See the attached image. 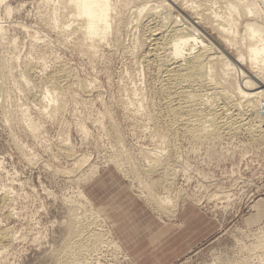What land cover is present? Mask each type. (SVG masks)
Returning a JSON list of instances; mask_svg holds the SVG:
<instances>
[{
  "label": "rangeland",
  "instance_id": "obj_1",
  "mask_svg": "<svg viewBox=\"0 0 264 264\" xmlns=\"http://www.w3.org/2000/svg\"><path fill=\"white\" fill-rule=\"evenodd\" d=\"M46 2L6 0L3 5L10 6V15L3 5L0 7L6 37L17 45L9 54L17 56L21 68L27 64L33 67L32 86L36 91L53 71L63 67L70 68L75 79L86 87L74 86V94L66 96L67 106L54 118L39 113L42 105L34 94L13 93V115L8 122L0 109V230L10 236L0 244V264H58L59 251L69 238L70 218L83 215L87 206L80 200V190L99 211L101 221H96L105 234L102 246L90 256V264H135L92 202L95 193L111 187L107 183L112 184L113 192L118 190L119 182L142 198L161 220L181 224L178 214L190 208L200 210L198 217L208 221L207 236L184 252L176 264H237L264 229V220L254 224L264 215V211L258 212L264 203V132H258L255 126L252 133L241 130L196 145L179 134L181 138L169 142L162 159L171 164V170L163 177L149 175V164L141 157L142 148H156L158 143L150 129L142 126V119L126 109L123 100L128 96L127 88L143 87L145 94L139 97L153 104L152 111H148L158 115L157 121L163 126L166 100L155 90L154 72L146 67L142 71L134 57L124 56L110 44L101 47L99 57L91 58L64 43L40 20V14L53 4ZM256 5L264 11V0H257ZM180 19L186 25L191 23V19ZM128 39L124 34L123 40L129 43ZM34 42L42 51L35 49ZM243 55L241 63L245 67L249 65L248 54ZM23 102L27 103V115L40 123L37 136L23 122ZM79 124L85 125L87 133L80 130ZM114 129L133 156L140 176L150 183V191L162 195L165 190L161 186L169 184L173 200L183 204L177 214L170 211L174 204L164 207L151 203L145 195L147 190L133 178L131 167H126L129 164L122 166L111 159L117 144L113 141ZM169 134L173 135V130ZM81 156L87 160L79 163ZM112 169L118 180L90 189L93 181ZM84 177L92 179L84 182ZM158 178L161 183L157 188L154 181Z\"/></svg>",
  "mask_w": 264,
  "mask_h": 264
},
{
  "label": "bare ground",
  "instance_id": "obj_2",
  "mask_svg": "<svg viewBox=\"0 0 264 264\" xmlns=\"http://www.w3.org/2000/svg\"><path fill=\"white\" fill-rule=\"evenodd\" d=\"M256 1L80 0L77 7L71 0H47V4H53L40 14V20L61 41L91 58L99 57L101 47L110 44L124 56L134 57L142 71L146 67L154 72L155 90L166 100L163 107L167 118L161 122L163 126L157 121L158 115L148 111L153 104L139 97L145 94L143 87L125 89L128 96L125 94L123 104L142 119L141 125L150 129L158 143L156 148H142L141 157L149 164L146 172L163 177L171 170L170 163L162 162L164 151L179 134L196 145L241 130L252 133L255 126L258 132H264V11ZM2 7L11 14L8 4ZM181 17L188 22L191 19V23L184 24ZM124 34L130 37L129 43L123 40ZM34 47L42 51L36 42ZM16 49L0 21V109L7 122L13 115L15 92L22 96L34 94L42 105L39 113L54 118L58 110L67 106L66 96L74 94V86L86 87L83 81L75 79L70 68L63 67L52 72L41 90H34V69L29 64L19 66L17 56L9 54ZM243 52L248 54L249 65L245 67L241 63L245 60ZM20 110L23 122L37 136L40 123L27 115V103L23 102ZM79 128L87 133L85 125L79 124ZM170 129L173 135L169 134ZM112 133L117 144L111 159L122 166L128 163L126 167H131L133 178L147 190L148 200L157 206L174 204L170 211L176 214L183 204L173 200L169 184L161 186L165 190L162 195L150 191V183L140 176L121 135L116 129ZM84 160L86 156H81L79 163ZM92 177H84V182ZM156 181L158 188L161 180ZM79 195L87 206L83 215L70 218L69 238L59 251L58 264H90L92 252L105 239L104 229L96 221L100 219L99 211L82 190ZM9 237L5 230H0V244ZM256 238L257 243L237 264H264V229Z\"/></svg>",
  "mask_w": 264,
  "mask_h": 264
},
{
  "label": "crops",
  "instance_id": "obj_3",
  "mask_svg": "<svg viewBox=\"0 0 264 264\" xmlns=\"http://www.w3.org/2000/svg\"><path fill=\"white\" fill-rule=\"evenodd\" d=\"M116 174L113 169L107 171L99 180L93 181L90 189L96 190L101 183L118 180ZM107 185L111 187L95 193L92 202L105 217L130 261L135 264H176L184 252L190 251L208 234V221L198 217L200 210L185 208L180 211L178 219L181 224L161 220L145 206L142 198L131 193L120 182L116 187L118 190L113 192L112 184ZM259 211H264V203L258 208ZM263 220L264 215L254 224H261Z\"/></svg>",
  "mask_w": 264,
  "mask_h": 264
},
{
  "label": "snow or ice",
  "instance_id": "obj_4",
  "mask_svg": "<svg viewBox=\"0 0 264 264\" xmlns=\"http://www.w3.org/2000/svg\"><path fill=\"white\" fill-rule=\"evenodd\" d=\"M4 2L5 0H0V4H3ZM71 2L74 4V6H80V0H71Z\"/></svg>",
  "mask_w": 264,
  "mask_h": 264
}]
</instances>
